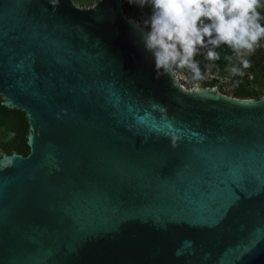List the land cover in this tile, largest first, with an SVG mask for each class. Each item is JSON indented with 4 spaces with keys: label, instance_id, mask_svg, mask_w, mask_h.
I'll return each instance as SVG.
<instances>
[{
    "label": "water",
    "instance_id": "95a60500",
    "mask_svg": "<svg viewBox=\"0 0 264 264\" xmlns=\"http://www.w3.org/2000/svg\"><path fill=\"white\" fill-rule=\"evenodd\" d=\"M123 0H0V264H264V97L187 90Z\"/></svg>",
    "mask_w": 264,
    "mask_h": 264
},
{
    "label": "clouds",
    "instance_id": "9594fccd",
    "mask_svg": "<svg viewBox=\"0 0 264 264\" xmlns=\"http://www.w3.org/2000/svg\"><path fill=\"white\" fill-rule=\"evenodd\" d=\"M150 15L142 21L128 18L139 44L154 64L156 78L187 71L193 81L204 78L197 56L211 64L226 56V71L243 75L251 66L247 59L264 41L262 0H126ZM233 57L238 64H233Z\"/></svg>",
    "mask_w": 264,
    "mask_h": 264
},
{
    "label": "trees",
    "instance_id": "16d2710c",
    "mask_svg": "<svg viewBox=\"0 0 264 264\" xmlns=\"http://www.w3.org/2000/svg\"><path fill=\"white\" fill-rule=\"evenodd\" d=\"M78 5H91L93 0H73ZM123 13L127 16L130 14L132 6L126 0L122 4ZM261 16L264 17V0H262V7L258 9ZM150 9L146 7L147 15H150ZM264 24V19L261 20ZM217 51L220 52L221 58L211 64L206 61L203 55L197 56L196 59L200 62V67L203 72L211 76L210 78L204 77L203 84L206 87H214L218 84L228 85L231 88L233 97L241 99L260 100L264 97V41L261 42L259 47L247 59L250 61L251 66L244 69V74L232 75L226 71L228 61L226 56L233 54L226 47H221ZM233 64H238L235 57L232 60ZM0 98V157L11 154L27 155L29 152L28 134L30 132L29 122L25 116L24 111L16 108H8L6 105L1 104Z\"/></svg>",
    "mask_w": 264,
    "mask_h": 264
},
{
    "label": "rangeland",
    "instance_id": "374dc122",
    "mask_svg": "<svg viewBox=\"0 0 264 264\" xmlns=\"http://www.w3.org/2000/svg\"><path fill=\"white\" fill-rule=\"evenodd\" d=\"M96 1L97 0H93L92 2L94 3ZM79 6H90V5H79ZM146 16H147L146 8L141 10L140 8H138L136 6H132L130 14L128 15L129 18H133V19L138 20V21H142ZM204 73H205L204 77H208V78L211 77L207 73V71H205ZM176 76H177V78L179 80V83L187 90L195 89L198 85L203 87V88H206V86H204V84H203V82H204L203 80L204 79H201L199 81H193L191 79L190 74L187 71H184L183 73L178 71L176 73ZM208 88H210V87H208ZM211 88H215L216 92H218V93L224 94L226 96L233 97L232 94H231V89H230L231 87L228 86V85H223L222 86V85L218 84V85H216L214 87H211Z\"/></svg>",
    "mask_w": 264,
    "mask_h": 264
}]
</instances>
